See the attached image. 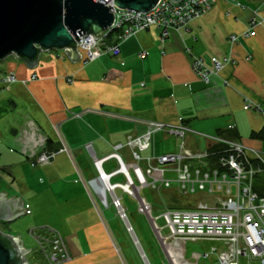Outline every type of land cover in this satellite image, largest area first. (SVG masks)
<instances>
[{
    "label": "crops",
    "instance_id": "1",
    "mask_svg": "<svg viewBox=\"0 0 264 264\" xmlns=\"http://www.w3.org/2000/svg\"><path fill=\"white\" fill-rule=\"evenodd\" d=\"M262 1L215 0L163 42L159 29L150 26L123 40L116 55L103 54L93 61L85 62L78 49L80 56L73 62L64 50L56 49L41 51L32 67L13 54L0 59V193L6 192L5 200L20 197L25 209L12 219H1L0 231L18 234L30 249L25 244L33 240L28 229L48 225L67 246L70 260L63 264H126L116 241L117 226L140 264H146L115 208L103 207L88 193L86 180L97 174L92 155L106 156L114 144L145 132L149 121L188 126L193 132L186 135L185 144L191 150L209 146V140L197 134L202 133L238 139L264 155V115L244 107L250 100L264 108V21L254 28V35H240L251 27L255 8L264 17ZM231 34L240 35L233 44ZM141 51L147 53L143 58L138 56ZM192 54L207 65L213 57L225 55L232 62L205 83L191 69ZM8 73L16 81L4 83ZM62 141L69 153L36 163L41 153L61 148ZM177 146L174 136L158 130L141 155L171 152ZM119 154L132 162L127 147ZM138 164L145 167V161ZM115 167L112 159L103 164L107 172ZM117 176L122 179L113 178ZM257 183L260 190V180ZM154 193L169 207L191 200H181L188 196H181L175 185ZM124 194H117L121 203ZM206 241L223 247L220 241ZM28 254V263L39 264ZM215 257L209 256V264Z\"/></svg>",
    "mask_w": 264,
    "mask_h": 264
},
{
    "label": "built area",
    "instance_id": "2",
    "mask_svg": "<svg viewBox=\"0 0 264 264\" xmlns=\"http://www.w3.org/2000/svg\"><path fill=\"white\" fill-rule=\"evenodd\" d=\"M214 1L178 0L174 3L171 0H158L153 8L142 13L119 9L114 6L113 0H103L105 5L111 7L114 16L112 24L95 39L89 34L79 35V42L75 41L76 49L83 53L85 62L93 61L103 54L116 55L123 40L150 26L159 29L160 41L163 42L172 31L185 29L191 20L201 16ZM263 21L264 17L255 8L251 27L240 35H254V28ZM240 35H229L230 44ZM146 55V51L138 54L140 58ZM230 62V56L225 55L221 59L213 57L211 64L207 65L203 59L192 54L191 69L202 81L208 83ZM2 81L13 82L16 77L8 73ZM244 107L264 115V108L250 100L244 101ZM145 124V132L127 136L124 143L114 144L106 156L97 158L92 155L97 174L86 180L91 198L94 200L96 197L105 208L113 206L130 233L133 230L116 190L135 199L137 211L147 218L160 244L166 258L164 264H197L200 257H209V252L194 254L196 261L189 263L185 259L184 244L186 241L206 240H217L223 244L222 249H211L210 252L216 255L211 264H264V155L238 139L202 133L197 134L209 140V146L202 150H191L186 147L185 139L193 131L185 124L151 121ZM158 130L174 136L178 140L177 149L142 156L141 152L150 146L152 134ZM124 147L130 150L132 162H125L119 154V150ZM86 148L90 150L91 145L86 144ZM62 151L69 153L63 141L57 151L41 153L36 163L48 162ZM111 159L116 162V167L107 172L103 164ZM139 161H145V167H140ZM116 175L122 177L121 181L112 180ZM260 176L263 179L260 181V190H257ZM79 179L82 180L81 176ZM173 185L181 196L192 199L184 205L173 207L162 202L161 212L154 215L151 203L140 195V189L146 187L159 192ZM159 218L163 220L162 225L157 223ZM164 229L166 233H163ZM28 233L37 251L44 257L45 264H63L70 260L64 240L52 227L32 226Z\"/></svg>",
    "mask_w": 264,
    "mask_h": 264
},
{
    "label": "water",
    "instance_id": "3",
    "mask_svg": "<svg viewBox=\"0 0 264 264\" xmlns=\"http://www.w3.org/2000/svg\"><path fill=\"white\" fill-rule=\"evenodd\" d=\"M157 1L113 0V4L143 13ZM113 19L111 7L103 0H0V59L13 54L32 67L41 51L56 49L64 50L73 62L80 56L75 44L78 36L85 33L95 39ZM5 194L0 193V220L12 219L25 210L20 197L5 200ZM134 240L148 264L137 239ZM30 252L18 234L14 237L0 231V264H30L25 257Z\"/></svg>",
    "mask_w": 264,
    "mask_h": 264
},
{
    "label": "rangeland",
    "instance_id": "4",
    "mask_svg": "<svg viewBox=\"0 0 264 264\" xmlns=\"http://www.w3.org/2000/svg\"><path fill=\"white\" fill-rule=\"evenodd\" d=\"M109 165L105 164L104 168L109 170ZM114 180L121 181L119 176L113 178ZM142 190V191H141ZM140 190V194H144L150 200L153 214L157 215L162 210V199L158 193H154L150 191L148 188H143ZM118 195H121L120 190H116ZM163 195V194H162ZM165 196V195H164ZM122 198V205L125 209V213L130 223L133 234L139 243L141 250L143 251L148 264H164L166 262V258L163 254V251L160 247V244L147 220V218L139 213L136 208V200L132 197L124 194L121 196ZM167 198V195L166 197ZM187 199H192V197L181 198V200L186 201ZM179 205V204H176ZM157 223L162 225L163 220L159 218ZM115 224V223H114ZM116 228V241L117 245L120 246V255L123 258L126 264H140V259L135 255L134 250L131 246L130 241L125 236L124 233L120 232L119 227L114 226ZM166 229L163 230V233H166ZM28 236V235H27ZM26 238V237H25ZM26 246H29L32 249V252L28 254V257H34L33 259L37 261L39 264L42 263V257L40 253L37 251L35 247V242L33 240L25 241ZM213 248L212 243L210 241H186L184 244L185 250V259L189 262H195L196 258L194 254H203L205 252H209L211 256V249ZM143 262V260H142ZM144 263V262H143ZM210 260L209 257H200L197 261V264H209Z\"/></svg>",
    "mask_w": 264,
    "mask_h": 264
},
{
    "label": "trees",
    "instance_id": "5",
    "mask_svg": "<svg viewBox=\"0 0 264 264\" xmlns=\"http://www.w3.org/2000/svg\"><path fill=\"white\" fill-rule=\"evenodd\" d=\"M257 135H259V136H260V135H262V134H261V133H259V134H257ZM261 180H262V177L260 176V181H261Z\"/></svg>",
    "mask_w": 264,
    "mask_h": 264
},
{
    "label": "bare ground",
    "instance_id": "6",
    "mask_svg": "<svg viewBox=\"0 0 264 264\" xmlns=\"http://www.w3.org/2000/svg\"><path fill=\"white\" fill-rule=\"evenodd\" d=\"M173 264V263H172Z\"/></svg>",
    "mask_w": 264,
    "mask_h": 264
}]
</instances>
